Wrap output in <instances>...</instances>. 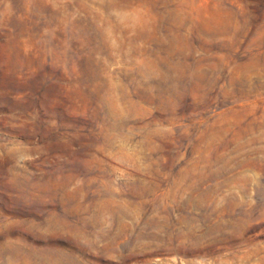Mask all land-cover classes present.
<instances>
[{"label": "rangeland", "instance_id": "374dc122", "mask_svg": "<svg viewBox=\"0 0 264 264\" xmlns=\"http://www.w3.org/2000/svg\"><path fill=\"white\" fill-rule=\"evenodd\" d=\"M0 264H264V0H0Z\"/></svg>", "mask_w": 264, "mask_h": 264}]
</instances>
